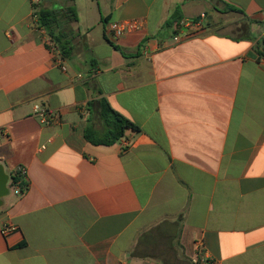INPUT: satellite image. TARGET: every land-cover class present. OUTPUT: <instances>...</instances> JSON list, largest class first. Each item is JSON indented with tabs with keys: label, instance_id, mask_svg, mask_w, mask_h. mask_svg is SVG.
I'll return each instance as SVG.
<instances>
[{
	"label": "crops",
	"instance_id": "crops-1",
	"mask_svg": "<svg viewBox=\"0 0 264 264\" xmlns=\"http://www.w3.org/2000/svg\"><path fill=\"white\" fill-rule=\"evenodd\" d=\"M42 4L76 7L66 70L30 0H0V164L29 183L0 206V264H193L199 244L217 264H264V0ZM125 20L142 27L111 38ZM102 98L139 130L86 139L104 131Z\"/></svg>",
	"mask_w": 264,
	"mask_h": 264
},
{
	"label": "trees",
	"instance_id": "trees-1",
	"mask_svg": "<svg viewBox=\"0 0 264 264\" xmlns=\"http://www.w3.org/2000/svg\"><path fill=\"white\" fill-rule=\"evenodd\" d=\"M43 1V0H42ZM41 3L36 7L38 25L46 30L48 37L55 44L62 59L70 58L73 52L71 23L77 21L76 7L68 6L49 8ZM228 11L241 12L239 8L228 6ZM97 113L104 124V131L98 133L88 126L85 137L95 144L111 145L119 141L127 129L139 130L138 126L121 113L112 108L109 102L102 98L96 102Z\"/></svg>",
	"mask_w": 264,
	"mask_h": 264
},
{
	"label": "built area",
	"instance_id": "built-area-1",
	"mask_svg": "<svg viewBox=\"0 0 264 264\" xmlns=\"http://www.w3.org/2000/svg\"><path fill=\"white\" fill-rule=\"evenodd\" d=\"M42 0H30L31 5L35 9V20H37L35 24V28L40 30L43 34L47 35V32L42 27L38 25V16L36 15V7L41 3ZM205 15H203L199 20H182L179 23V27L189 28V29H197L202 26L203 19ZM142 27V23L139 20H125V21H112L108 22L106 25V32L111 38H117L126 33L135 32L140 30ZM180 36H175V40L178 41ZM48 44L51 48V51L58 56L59 64L62 66V57L60 55L59 50L55 46V44L49 38ZM64 70H66L65 66H62ZM36 113L41 117L43 122L55 121L59 118V113L53 110H49L43 107H37ZM5 135V130H0V143L1 138ZM8 187L10 193L17 197L23 196L29 189V183L27 179V169L25 166H19L12 175H10ZM17 227L13 224H9L5 227L4 232L8 233L11 231H16ZM191 261L193 264H217L215 260L210 258L204 250V246L201 244L198 245L195 254L192 256Z\"/></svg>",
	"mask_w": 264,
	"mask_h": 264
},
{
	"label": "water",
	"instance_id": "water-1",
	"mask_svg": "<svg viewBox=\"0 0 264 264\" xmlns=\"http://www.w3.org/2000/svg\"><path fill=\"white\" fill-rule=\"evenodd\" d=\"M9 174L5 172L4 166L0 164V206L3 204V198L10 194L8 182Z\"/></svg>",
	"mask_w": 264,
	"mask_h": 264
},
{
	"label": "rangeland",
	"instance_id": "rangeland-1",
	"mask_svg": "<svg viewBox=\"0 0 264 264\" xmlns=\"http://www.w3.org/2000/svg\"><path fill=\"white\" fill-rule=\"evenodd\" d=\"M241 17L236 14H227L222 18V23L224 25V28H228L230 31H236L237 26L242 24ZM166 259L170 260L171 256L167 257Z\"/></svg>",
	"mask_w": 264,
	"mask_h": 264
}]
</instances>
